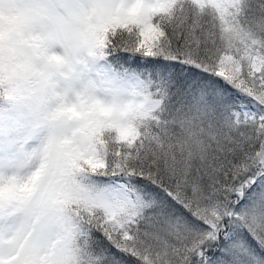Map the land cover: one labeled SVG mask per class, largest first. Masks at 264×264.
I'll return each instance as SVG.
<instances>
[{"label": "snow or ice", "instance_id": "6c2138e0", "mask_svg": "<svg viewBox=\"0 0 264 264\" xmlns=\"http://www.w3.org/2000/svg\"><path fill=\"white\" fill-rule=\"evenodd\" d=\"M97 3L143 75L30 151L0 141V264H264V0Z\"/></svg>", "mask_w": 264, "mask_h": 264}, {"label": "clouds", "instance_id": "9594fccd", "mask_svg": "<svg viewBox=\"0 0 264 264\" xmlns=\"http://www.w3.org/2000/svg\"><path fill=\"white\" fill-rule=\"evenodd\" d=\"M104 19L97 0H0V104L6 109L0 119L11 109L47 128V136L56 135L79 126L68 108L76 106L95 117L99 102L114 105L130 92V86H113L106 99H99L90 86L68 99L56 91L58 80L73 77L81 58H105L106 36L113 25L102 23ZM113 133L109 117L80 138L82 143L90 138L98 143L101 136L111 139Z\"/></svg>", "mask_w": 264, "mask_h": 264}, {"label": "rangeland", "instance_id": "374dc122", "mask_svg": "<svg viewBox=\"0 0 264 264\" xmlns=\"http://www.w3.org/2000/svg\"><path fill=\"white\" fill-rule=\"evenodd\" d=\"M57 54H62L59 48L54 49ZM112 70V68H111ZM105 62L98 60H84L78 64L70 80H58L57 92L66 93L68 99L73 93L86 87H94L97 98L106 99L107 92L113 86H131L136 82V77L127 75H113ZM6 110H0L3 116ZM48 135L45 127L37 126L27 114L18 115L11 109L7 110L5 118L0 119V141L5 139L14 141L24 151L37 147Z\"/></svg>", "mask_w": 264, "mask_h": 264}, {"label": "trees", "instance_id": "16d2710c", "mask_svg": "<svg viewBox=\"0 0 264 264\" xmlns=\"http://www.w3.org/2000/svg\"><path fill=\"white\" fill-rule=\"evenodd\" d=\"M104 55H105V58L103 60H98V61L106 62L109 68L110 69L112 68L111 71H113L114 76L117 77V75H121V74H123V76L131 75V76L136 77L137 79L139 76L143 75L144 70L137 67V65H140L143 63V61H141L139 57H135L131 53H128V52H122L118 50L114 51L111 48H107L105 50ZM159 63L163 64L165 62L159 61ZM221 83L223 82L221 81ZM225 87L229 88V91L236 94L235 90L231 89L230 86L225 85ZM0 110H6L3 104H0ZM181 211H183V209H181ZM101 239H103V237H101ZM104 242L107 244L106 240ZM112 251L116 252L115 249H112ZM116 254L122 256V254L120 253H116ZM123 259H125L126 264H138L135 258L131 256H123Z\"/></svg>", "mask_w": 264, "mask_h": 264}]
</instances>
